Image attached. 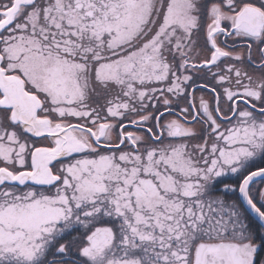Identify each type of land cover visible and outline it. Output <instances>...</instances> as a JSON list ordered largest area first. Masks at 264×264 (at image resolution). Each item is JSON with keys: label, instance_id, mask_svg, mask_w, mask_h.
<instances>
[{"label": "snow or ice", "instance_id": "obj_1", "mask_svg": "<svg viewBox=\"0 0 264 264\" xmlns=\"http://www.w3.org/2000/svg\"><path fill=\"white\" fill-rule=\"evenodd\" d=\"M0 264H264V0H0Z\"/></svg>", "mask_w": 264, "mask_h": 264}]
</instances>
